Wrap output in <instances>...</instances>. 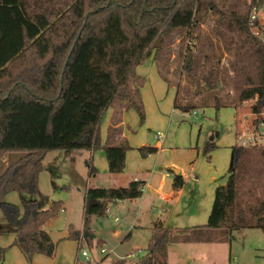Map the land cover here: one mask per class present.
Listing matches in <instances>:
<instances>
[{
    "label": "trees",
    "instance_id": "16d2710c",
    "mask_svg": "<svg viewBox=\"0 0 264 264\" xmlns=\"http://www.w3.org/2000/svg\"><path fill=\"white\" fill-rule=\"evenodd\" d=\"M175 52L184 84L173 87L174 110L238 109L253 99V111L264 106V45L251 31L248 0H0V160L10 154L0 174V212L14 234L10 246H0V263L10 247L26 264L36 254L50 258L55 252L42 226L62 204L40 210L35 199L48 152L101 148L108 174L122 173L131 148L116 126L120 114L133 110L140 123L145 118L136 68L152 53L157 74L170 87L163 70ZM227 86L229 94L223 93ZM109 108L112 125L101 146L99 124ZM214 148L210 142L206 150ZM230 148V169L214 188L206 223L169 229L154 221L138 264H167L169 244L213 242L214 231L264 234V196L254 186L243 188L264 174V148ZM138 152L145 158L156 148ZM87 167L93 177L91 162ZM182 184L174 174V193ZM143 185L86 187L84 227L111 203L141 197ZM10 193L20 196L19 206L5 200ZM68 238L78 241V233L70 228Z\"/></svg>",
    "mask_w": 264,
    "mask_h": 264
},
{
    "label": "rangeland",
    "instance_id": "374dc122",
    "mask_svg": "<svg viewBox=\"0 0 264 264\" xmlns=\"http://www.w3.org/2000/svg\"><path fill=\"white\" fill-rule=\"evenodd\" d=\"M210 27L208 22L202 30L208 32ZM174 49L177 50V43ZM152 56L149 53L135 71L143 79L140 98L144 121L140 123L133 110L122 116V137L131 148L126 153L122 173L108 174L101 148L91 153V165L96 170L93 177L88 176L87 151L60 150L45 155L43 170L38 175L40 201L50 202L53 198V201L61 202L64 211H59L46 225V231L56 245L54 255L50 258L37 255V264H138L146 255L152 221L161 219L171 229H189L206 223L216 180L224 176L231 165L230 147L235 146L234 120L247 111V104L238 109H197L196 114L172 109V87L184 84L181 60L175 52L163 70L170 83L167 87L157 74ZM225 59L224 56L222 65ZM223 93H231L230 87L227 86ZM110 114L109 108L99 124L101 146ZM210 142L215 148L207 151ZM142 146L154 147L157 151L142 158L138 152ZM9 155L0 160V174ZM45 164L53 168L51 172L46 171ZM169 167L178 169L185 176L179 200L171 206L162 198L170 192V179L161 180ZM132 180L145 182L142 195L135 201H116L109 205L110 216L117 218V222L106 215L91 216L86 225V238L83 237L84 229L77 232L78 240H81L79 244L67 238L69 226L75 229L82 226L86 187H124ZM159 185L161 189L157 192ZM253 186L257 195L263 197L264 174L259 175L254 184L246 182L243 188ZM7 201L19 206L20 196L14 194L7 197ZM5 228L10 229V226L0 212V230ZM213 236L217 240L208 243L169 244L167 264H264V234L261 230L233 231L231 236L214 231ZM83 251L86 257L81 255ZM0 264L26 263L14 253H7Z\"/></svg>",
    "mask_w": 264,
    "mask_h": 264
},
{
    "label": "built area",
    "instance_id": "2783aa9c",
    "mask_svg": "<svg viewBox=\"0 0 264 264\" xmlns=\"http://www.w3.org/2000/svg\"><path fill=\"white\" fill-rule=\"evenodd\" d=\"M248 6L251 31L259 42L264 45V0H248ZM255 102L256 99L242 102L241 106L247 104V108H245V111H247L234 120V141L237 147L264 148V106L258 112L253 111L252 106ZM193 113L195 114V112ZM157 138H160L159 134H157ZM105 215L117 222V218L110 216L108 209ZM81 255L83 257L87 256L84 251Z\"/></svg>",
    "mask_w": 264,
    "mask_h": 264
},
{
    "label": "crops",
    "instance_id": "0c3cea01",
    "mask_svg": "<svg viewBox=\"0 0 264 264\" xmlns=\"http://www.w3.org/2000/svg\"><path fill=\"white\" fill-rule=\"evenodd\" d=\"M173 88V87H172ZM173 93H174V91H173ZM172 102H173V98H172ZM172 109H173V107H172ZM128 111V110H127ZM126 111H123L121 114H120V122L116 125V126H119L120 128H121V120H122V116H123V114L125 113ZM112 113H113V109H111V114H110V117H109V121H108V124H107V127H106V129L108 128V126H111L112 125V123H111V117H112ZM194 114V113H193ZM196 114V113H195ZM234 125V124H233ZM106 134V133H105ZM121 134H122V130H121ZM156 151H157V148H156ZM128 152V151H127ZM126 152V153H127ZM91 153H93V152H88V156H87V158H88V161H87V166H88V162H91L92 161V155H91ZM125 159H126V155H125ZM44 167L46 168V171L48 172H51V169H53V168H50L49 166H46V164L44 165ZM230 169V168H229ZM229 169H228V171H229ZM174 170V171H173ZM166 171H167V173L165 174V175H163V176H161V180H164V178L165 177H168L169 179H170V192H169V194L168 195H163L162 196V198H164V201L167 203V205L168 206H171V205H173V204H175L178 200H179V196H180V194H181V190H182V187H183V184H184V180H185V176L183 175V174H181V171H179L178 169H176V168H167L166 169ZM177 172V174L179 173L180 175H181V177H182V180H183V184H182V187H181V189L180 190H178L176 193H174V191L172 190V180H173V175L175 174L174 172ZM108 172V171H107ZM96 174V173H95ZM227 174V173H226ZM225 174V175H226ZM224 175V176H225ZM95 176V175H94ZM112 176H114V175H112ZM224 176H222V177H224ZM221 178V177H220ZM219 179H217L216 180V185L218 184V181ZM133 181V180H132ZM139 181H142V180H139ZM129 182H131V181H129ZM128 182V183H129ZM143 182V184H145V182L144 181H142ZM127 183V184H128ZM126 184V185H127ZM215 185V186H216ZM144 186V185H143ZM112 187H115V186H112ZM117 187V186H116ZM118 187H120V186H118ZM125 187V186H124ZM89 188H90V186H89ZM215 188V187H214ZM160 189H161V185H159V187H158V191L157 192H159L160 191ZM86 190V189H85ZM14 194H16V193H10L9 195H7L6 196V198H5V200L7 201V197H9V196H11L12 197V195H14ZM18 195V194H17ZM40 198H41V194H40V192H39V189H38V194H37V196L35 197V199H36V201H37V205H38V208L40 209V210H47L50 206H51V204H52V202H54L53 201V198H51V201L49 202V201H40ZM43 198V197H42ZM140 198V197H139ZM136 200V199H135ZM134 200V201H135ZM8 202V201H7ZM124 202V201H123ZM108 210H109V208H108ZM61 211H64V208L62 207V210ZM210 211V210H209ZM208 214H209V212H208ZM208 216V215H207ZM155 221H160L162 224H163V226L164 227H166V228H169V229H171V227H169L168 225H166V223H165V221H163V220H161V219H157V220H155ZM49 222V221H48ZM48 222L47 223H45L43 226H42V229L49 235V233H48V231H46V225L48 224ZM82 222H83V207H82ZM114 222V221H113ZM153 222L154 221H152L151 222V226H150V234H151V227H152V224H153ZM69 228H71L74 232H78V233H80L81 232V230L82 229H84L85 231H86V233L88 232V229H86V227H84V225H83V223H82V226H81V228L80 229H75V227H73V226H69ZM178 229H180V228H178ZM86 233H84V235H83V237L84 238H86L87 236H88V234H86ZM86 234V235H85ZM129 236V235H128ZM49 237H50V235H49ZM69 237V233H68V236H67V238ZM13 239H14V234L11 232V230L9 229V228H5V229H2V230H0V246L1 247H8V246H10L11 245V243L13 242ZM50 239H51V237H50ZM149 240V239H148ZM51 241H52V239H51ZM80 241L81 240H78L77 241V244H79L80 243ZM53 242V241H52ZM98 244H100V242H98ZM102 244V243H101ZM56 246V245H55ZM99 246V245H98ZM100 247V246H99ZM102 247V246H101ZM100 247V248H101ZM7 253H14V255H17V256H19V257H21L22 258V260H24V263H26L25 262V258L23 257V255L20 253V251L16 248V247H10L7 251H6V253H5V255L7 254ZM18 253V254H17ZM101 254H103V250H101ZM5 255H4V257H5ZM37 255H39V254H36V255H34L33 257H32V261H31V264H37L36 263V257H37ZM54 255V254H53ZM4 259V258H3ZM119 264V263H118Z\"/></svg>",
    "mask_w": 264,
    "mask_h": 264
},
{
    "label": "water",
    "instance_id": "95a60500",
    "mask_svg": "<svg viewBox=\"0 0 264 264\" xmlns=\"http://www.w3.org/2000/svg\"><path fill=\"white\" fill-rule=\"evenodd\" d=\"M211 140H212V137H211ZM173 171H174V170H173ZM174 173L176 174L177 172L175 171ZM86 234H87V233H86ZM86 234H85V235H86Z\"/></svg>",
    "mask_w": 264,
    "mask_h": 264
}]
</instances>
